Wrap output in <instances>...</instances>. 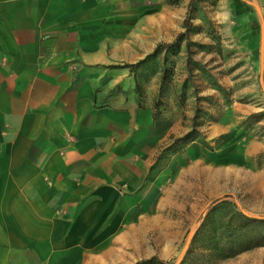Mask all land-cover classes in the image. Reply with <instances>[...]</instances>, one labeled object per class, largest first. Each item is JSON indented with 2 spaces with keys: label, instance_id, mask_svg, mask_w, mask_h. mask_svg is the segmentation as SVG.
<instances>
[{
  "label": "crops",
  "instance_id": "obj_1",
  "mask_svg": "<svg viewBox=\"0 0 264 264\" xmlns=\"http://www.w3.org/2000/svg\"><path fill=\"white\" fill-rule=\"evenodd\" d=\"M184 8L170 0H0V264L171 255L187 228V172L250 158L264 169V141L237 152L210 148L231 126L200 121L196 110L214 92L200 70L197 89H164L163 53L154 51L180 32L171 13L181 18ZM175 60L185 77L187 56ZM194 121L193 138L168 149ZM197 181L208 194L219 188L217 179Z\"/></svg>",
  "mask_w": 264,
  "mask_h": 264
},
{
  "label": "rangeland",
  "instance_id": "obj_2",
  "mask_svg": "<svg viewBox=\"0 0 264 264\" xmlns=\"http://www.w3.org/2000/svg\"><path fill=\"white\" fill-rule=\"evenodd\" d=\"M170 1L184 3L185 12L180 13L182 17L179 18L174 12L171 13V18L178 19L180 32H183L185 18L188 17L191 30L187 39L182 40L174 50L167 45L175 40L178 33L171 42L158 44L159 53H163L162 68L166 69L165 80L162 82L164 89L184 87L189 91L192 86L195 87L192 83L197 68L191 63L192 73L185 72L184 77L177 70L179 68L175 60L179 54L188 56L186 43L190 41L191 61L202 66L198 70L203 84L214 89L211 99H203L199 104L201 108L196 110L199 112L198 116L203 117L200 121H226L231 126L229 137L218 136L210 148L217 152H237L244 150L249 140L262 143L264 135H261L263 129L260 126L264 125V0ZM213 82L223 88L222 93L214 88ZM180 96L183 101L184 92ZM252 113L260 114L262 118L258 120L260 122L247 127L245 121H254L253 117L250 118ZM240 160L235 161L233 167H226L220 161L219 167L203 165L198 174L197 171L194 174L186 173L185 182L190 188H186L180 197L183 196L187 203H191L190 206L187 204L186 213L181 216L185 218L184 226L187 228L181 231L171 255L158 256L164 264H180L203 218L226 217L232 211L264 217V169L256 164V159ZM255 173L260 179L254 186ZM197 176L217 179L219 188L211 192L207 190L209 194L203 186L199 190ZM206 202L209 204L207 207ZM198 244L201 245L198 242L195 249L199 248ZM210 264H264V246L251 248L231 257L212 256Z\"/></svg>",
  "mask_w": 264,
  "mask_h": 264
},
{
  "label": "trees",
  "instance_id": "obj_3",
  "mask_svg": "<svg viewBox=\"0 0 264 264\" xmlns=\"http://www.w3.org/2000/svg\"><path fill=\"white\" fill-rule=\"evenodd\" d=\"M185 30L177 34L175 40L168 44L169 48L176 49L182 40L187 39L188 33L191 30V24L189 23L188 17L185 18ZM187 66L189 72L191 69L190 64L192 63L197 69H202V66L198 62L191 61L190 58V41H187ZM160 46V45H159ZM155 48V53L159 52V47ZM166 69L163 70L162 79L165 80ZM214 88L219 92H223V88L213 82ZM202 98V97H198ZM254 118V121H246L248 126L252 123L261 120L260 114H251L250 118ZM197 123L193 122L192 129L187 132L184 136L173 139L168 149H176L181 143L188 142L197 133L195 126ZM263 129L264 125L260 126ZM264 158V153L259 156V159ZM200 227L196 230L192 244L187 249L185 255L180 261V264H210V257H231L235 256L243 251L249 250L255 247L264 246V217H254L242 214L240 212H230L226 217L218 218H203ZM206 221V224H204ZM198 249H195L196 244ZM134 264H164V261L159 259L157 256H152L147 259H142Z\"/></svg>",
  "mask_w": 264,
  "mask_h": 264
}]
</instances>
